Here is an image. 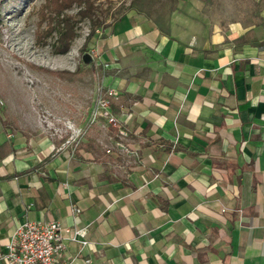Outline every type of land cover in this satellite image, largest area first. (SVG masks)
Returning a JSON list of instances; mask_svg holds the SVG:
<instances>
[{"label":"crops","instance_id":"crops-1","mask_svg":"<svg viewBox=\"0 0 264 264\" xmlns=\"http://www.w3.org/2000/svg\"><path fill=\"white\" fill-rule=\"evenodd\" d=\"M135 22L99 46L124 67L104 79L122 133L102 119L71 141L65 120L87 118L62 111L47 132L0 126V250L59 220L87 231L73 264H264V25L193 47Z\"/></svg>","mask_w":264,"mask_h":264},{"label":"rangeland","instance_id":"rangeland-1","mask_svg":"<svg viewBox=\"0 0 264 264\" xmlns=\"http://www.w3.org/2000/svg\"><path fill=\"white\" fill-rule=\"evenodd\" d=\"M137 18L193 47L239 44L264 25V0H0V126L47 132L60 111L82 124L105 77L124 69L99 46Z\"/></svg>","mask_w":264,"mask_h":264},{"label":"built area","instance_id":"built-area-1","mask_svg":"<svg viewBox=\"0 0 264 264\" xmlns=\"http://www.w3.org/2000/svg\"><path fill=\"white\" fill-rule=\"evenodd\" d=\"M116 96V90L111 86L98 88L84 125L66 124L71 128V141H76L87 127L102 119L106 125L118 128L122 133L129 113L112 110V101ZM73 211L79 210L73 208ZM86 235V228L64 225L59 220H25L16 226L0 250V260L6 264H73L74 257L67 255L66 241L74 242L82 249L88 244Z\"/></svg>","mask_w":264,"mask_h":264},{"label":"trees","instance_id":"trees-1","mask_svg":"<svg viewBox=\"0 0 264 264\" xmlns=\"http://www.w3.org/2000/svg\"><path fill=\"white\" fill-rule=\"evenodd\" d=\"M68 46H69V45L67 44V40H66V42H65V46H64V49H63L62 51H67ZM112 105H113V103H112ZM113 110L116 111L114 108H113Z\"/></svg>","mask_w":264,"mask_h":264}]
</instances>
